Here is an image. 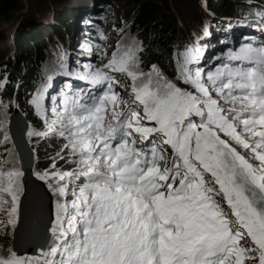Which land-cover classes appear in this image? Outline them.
<instances>
[{
    "label": "snow or ice",
    "instance_id": "obj_1",
    "mask_svg": "<svg viewBox=\"0 0 264 264\" xmlns=\"http://www.w3.org/2000/svg\"><path fill=\"white\" fill-rule=\"evenodd\" d=\"M119 34L99 66L73 72L59 58V74L87 89L50 97L53 69L31 94L44 128L26 129V155L9 127L14 101L0 100V240L18 230L22 201L43 239L31 252L0 243V264H264V42L208 70L195 67L202 50L186 48L170 79ZM53 137L60 150L31 171L47 208L26 164Z\"/></svg>",
    "mask_w": 264,
    "mask_h": 264
},
{
    "label": "rangeland",
    "instance_id": "obj_2",
    "mask_svg": "<svg viewBox=\"0 0 264 264\" xmlns=\"http://www.w3.org/2000/svg\"><path fill=\"white\" fill-rule=\"evenodd\" d=\"M19 1L20 4L18 9L14 10L11 6L8 10L9 17L0 20V66L11 67L12 73L11 82L7 80V75L0 78V100H3L5 103L14 101V103L9 104L8 112L10 116L13 113L14 108H16V105L19 104L17 103V101H15V99L6 100L2 98L3 89L11 86L12 79L14 78L20 80V82L18 81L15 85V92L20 88V86H22L21 90H23L24 87L26 88L29 86L28 79L23 74V68L25 67V65L22 64V58H24V53L19 47L21 45V42L18 38L19 29L21 25L25 23L21 22V20L23 19L25 21L27 18H29V21L26 22L37 24L44 33L41 43L47 53V59H43L38 63L41 71L44 65L45 67H50L53 63L56 50L59 53L58 47L61 43L60 40L63 43L66 42L67 50L70 46L72 50L80 51V53H82V56H79V54H77L79 56L78 58L76 54H71L70 56H68V60L65 63L67 65V69L71 66L69 68L70 71L80 72L79 70H74L72 68L75 67L77 61H80L81 64L85 65L99 66L103 62V60L101 59V53L104 50H107L110 53L113 50L116 42L120 39V28L125 29L126 38H136L138 41L142 42L144 48L143 56L145 55L144 39L146 40L145 33L147 29L142 28V32H139L136 26L137 21H135V19H133L132 17L135 7L142 5L143 2H141V4H138L136 2L137 0H112L111 2L108 1L109 7L105 8L104 6H101V2H104V0ZM168 1V6H166L164 0H153L156 8H160L153 21L156 28H159V26L162 25H167L166 21H168L171 16H174V22L178 21L180 23V26L176 29L174 40L168 47V52L171 55L173 74H169L164 67L160 66L170 79H175L177 56L178 54L184 52L186 48L198 47L202 50L203 54L201 60L199 64L195 65V67H201L205 70L211 69L215 64L223 62L226 59V55L229 51L228 46L222 48L221 55H223V57L219 60L210 61L212 55H218V52H220V49L217 47L209 48V51L204 54L205 46L209 42L208 34H205V29H203L202 27H197L195 33H189L190 29L196 24V22L198 23V26L200 23L203 27H207V33L209 34L213 32H221V34L215 35L218 37L220 35H229L227 29L236 28V41L235 44L231 45L233 47L232 51L238 50L244 44L252 43L254 44V46H258L261 42H264V26L253 25L252 20L248 16L234 15L233 13L229 12V10L233 8L239 10V6H241L242 4H237L229 0ZM210 2L215 3V10H212L210 8ZM64 6L67 7V9L71 8V10H69L71 14V21L66 26L60 22L59 18L56 17V11L54 10L56 8H61ZM252 8L255 9L254 11H256V13L259 12L256 7L252 6ZM110 12H113L114 17L117 20L115 28L112 27L110 23ZM92 16L102 19V24H98L97 35L99 39L97 40V42L88 40L85 36L81 35V32H83L82 27L88 28L91 25L89 19ZM254 19H259V17L254 15ZM54 24L56 26H54ZM242 25H244V28L241 27ZM58 27L62 28L63 35L57 31L56 28ZM23 36L28 37V35L26 34H24ZM104 36H106L107 39H104ZM180 36H185L187 38L181 41ZM221 39L222 38H219L213 41V45H215ZM15 47L19 50V53H15ZM211 52L213 54H210ZM18 54H20L21 59L19 58ZM69 59L70 61H72L71 63H68L70 62ZM151 64L152 63L150 61H144L145 68H147V66ZM53 65L54 64H52V66ZM49 74H53L52 67ZM5 78L6 83H3ZM44 78L42 77L41 73L38 75V83L34 85V91L40 86ZM53 80L54 81L52 85H54V83L59 85L57 88L54 87L55 92L52 94V96H56L57 99H59V94L66 88V85H71L70 83H66L68 80L73 81L74 85H71L73 89H87L86 84L88 85L86 81L84 83H79L80 79H77L75 76H65L63 79L61 75L55 74ZM177 83H179V81H177ZM180 86L186 87L183 84H180ZM22 103L24 107L28 108L29 111L32 112L34 118H36V122L34 124L20 108V106L18 107L28 118L30 126L42 130L44 128L43 120L36 115L34 110L24 100V98L22 99ZM46 103L49 105V107H51L49 101L46 100ZM42 141L44 140H41L40 143L36 146L35 160H38V148L40 147L41 154H44V156L42 157L44 158V165L35 167V171H43L45 168H47L51 163V160L49 158L53 157L52 155H47V153L44 152L41 144ZM59 150H56V153ZM57 166L63 167L65 169L70 167L69 164H65L63 161H60ZM12 239L13 234H10L6 239L0 240V243L12 246Z\"/></svg>",
    "mask_w": 264,
    "mask_h": 264
},
{
    "label": "trees",
    "instance_id": "obj_3",
    "mask_svg": "<svg viewBox=\"0 0 264 264\" xmlns=\"http://www.w3.org/2000/svg\"><path fill=\"white\" fill-rule=\"evenodd\" d=\"M108 1L111 2L112 0H104V2H101V6H104L105 8L109 7ZM229 1L235 2L237 4H242L241 6H239L240 7L239 10H236L235 8L229 10V12L233 13L234 15H244V16L254 17L256 11H254L255 9L252 8V6L256 7L259 12L264 11V0H229ZM136 2L138 4H141V2H143V4L138 7H135L132 17L133 19H135V21H137L136 26L139 32H142V28L147 29L145 33L146 40L143 37L145 44V55L143 56V60L145 62L150 61L152 64L155 63L161 67H164L167 70V72L172 75L173 68L171 64V55L168 52V47L170 43L173 42L176 29L180 26V23L178 21L174 22L173 21L174 16H171L169 20L166 21L167 25H162L159 26V28H156L153 20L156 17L157 13L159 12L160 8H156L153 0H137ZM164 2L166 6H168L169 1L164 0ZM19 4H20L19 0H0V20L9 17L8 10L11 6L13 7L14 10H16L18 9ZM214 7H215V3L210 2V8L212 10H215L216 8ZM54 10L56 11V17L59 18L60 22L65 26L71 21V14L69 12L71 8L67 9V7L64 6L61 8H56ZM89 20L91 25L88 28L82 27L83 32H81V35L85 36L88 40H93L94 42H97V40L99 39L97 35L98 24H102V19L95 18L94 16H92L90 17ZM26 21H29V18H27L25 21L24 19L21 20V22H25V23L22 24L19 29L18 38L20 39L21 42V45L19 47L24 53V58H22L23 63L21 62L22 64L25 65V67L23 68V74L28 79L29 86L25 88L23 85L24 87L23 90H21L22 86H20V88L15 92V85L18 81L20 82V80L14 78L12 79V85L3 89L2 98L6 100L15 99V101H17V103L19 104L20 108L24 111V113L28 116V118L35 124L36 118H34L32 112H30L28 108L24 107L22 103V99L24 98V100L28 103L29 99L31 98V94L34 93L33 87L38 83L37 82L38 75L41 73L42 77L44 78L47 74L50 73L52 64L59 63V53L56 50L54 54L55 56L53 59V63L51 64V66L45 67L44 65L41 71V68L38 66V63L43 59H47V53L44 50V46L41 43L44 33L42 32L41 28L38 27L37 24ZM110 23L112 27L114 28L116 27L115 25L117 24V20L114 17L113 12H110ZM54 26L56 25L54 24ZM197 27L199 28L202 27L203 29H205V27H203L200 23L198 26V23L196 22V24L190 29L189 33L190 32L195 33ZM56 29L58 32H60L63 35L62 28L58 27ZM24 34L28 35V37L23 36ZM217 34H220V32L215 33V35ZM186 38L187 37L185 36H180L181 41H183ZM207 45H209V42L205 46L204 54L209 51ZM18 51L19 50L15 47V53H19ZM210 54L213 53L211 52ZM18 56L20 58V54H18ZM214 57L215 55L214 56L212 55L210 61H214L213 60ZM77 66L81 70L85 69L80 64V62H77ZM6 75L8 76L7 80L11 82V75H12L11 67L0 66V78ZM31 108L34 110L33 106H31ZM41 144L44 149V152L47 153V155L55 156L56 150L60 149L62 140L53 137L42 141ZM38 156L39 157L38 160L36 161L35 167H40L44 165V158H42L44 154L43 155L41 154L40 147L38 148Z\"/></svg>",
    "mask_w": 264,
    "mask_h": 264
},
{
    "label": "water",
    "instance_id": "obj_4",
    "mask_svg": "<svg viewBox=\"0 0 264 264\" xmlns=\"http://www.w3.org/2000/svg\"><path fill=\"white\" fill-rule=\"evenodd\" d=\"M30 126V122L26 115L21 111L20 108L16 107L10 116V129L13 133L15 140H21L20 147L25 150V155L30 145L27 143L26 129ZM25 134L21 136V132ZM36 160L31 163V167L26 164V180L28 181V188L31 190L33 187L38 186L41 193L45 196V204L47 208L52 207L51 193L48 192L44 182L36 179L35 176L31 175V171L35 170ZM23 209L21 220L18 226V230L13 234L12 246L18 248L22 252H31L35 249L38 244L43 243V239L40 235V224L39 216L36 211H33L31 219L28 218L27 201H22Z\"/></svg>",
    "mask_w": 264,
    "mask_h": 264
},
{
    "label": "bare ground",
    "instance_id": "obj_5",
    "mask_svg": "<svg viewBox=\"0 0 264 264\" xmlns=\"http://www.w3.org/2000/svg\"><path fill=\"white\" fill-rule=\"evenodd\" d=\"M251 20H252V24L253 25H260V26H264V23H262L261 21H260V19H254V17H252V16H248ZM242 28H244V25H242L241 26ZM228 30V34L229 35H220L219 37L218 36H215V33L213 32V33H210V34H208V39H209V45H207V48H212V47H217V48H219L220 49V52H218V55L216 54L215 55V57H214V61L215 60H217V58L219 57V58H222L223 57V55H221V50H222V48L223 47H226V46H228V50H232V44H235V41H236V34H237V30H236V28H231V29H227ZM230 33H231V35H230ZM220 34H221V32H220ZM226 37V38H225ZM228 37V38H227ZM219 38H222L219 42H217L215 45H213V41H215L216 39H219ZM225 38V39H224ZM60 44H59V47H58V51H59V58L61 57V55L62 54H66V58H65V60H64V63H66L67 62V60H68V56H70L71 55V53H73L74 52V54H79V56H82V53H80V51H74V50H72V48L69 46V48H68V50L66 49V42L65 43H63L61 40H60ZM69 51H71V52H69ZM78 52V53H77ZM78 55H77V58L79 57ZM76 58V59H77ZM75 59V60H76ZM74 60V61H75ZM17 61V60H16ZM69 61H70V59H69ZM72 61H70V62H68V63H71ZM77 62H80V61H77ZM59 64V63H58ZM58 64H54L53 66H52V68L53 69H55L56 70V75H61V77L64 79V77H65V75H62V74H59V73H61L63 70L62 69H60V68H58ZM81 64V63H80ZM84 68H85V64H81ZM71 67V66H70ZM69 67V68H70ZM69 68H68V70H69ZM74 68V70H79L80 72H83V71H85V69L84 70H81L78 66H77V63L75 64V67H73ZM70 71V70H69ZM76 72V71H75ZM54 81V80H53ZM53 81H52V83H53ZM85 81H83V80H79V83H84ZM66 83H70L71 85H74L73 84V81L72 80H68ZM59 85H57L56 83H54V85H52V87L49 89V92H48V95L49 96H52V94L55 92V90H54V87H58ZM89 87V85H87L86 84V88H88Z\"/></svg>",
    "mask_w": 264,
    "mask_h": 264
}]
</instances>
